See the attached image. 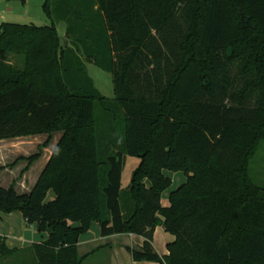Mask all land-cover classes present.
Instances as JSON below:
<instances>
[{"label":"trees","instance_id":"obj_1","mask_svg":"<svg viewBox=\"0 0 264 264\" xmlns=\"http://www.w3.org/2000/svg\"><path fill=\"white\" fill-rule=\"evenodd\" d=\"M44 10L67 24L69 46L55 25L0 26V54L23 62L0 60V141L48 135L17 160L31 166L62 133L29 194L0 186V212L48 235L34 264H83L93 223L102 238H144L128 249L135 262L264 264V188L249 172L264 140V0H46ZM87 63L113 75L114 100ZM127 157L140 164L124 191ZM167 171L187 181L163 207ZM158 227L176 239L168 256L153 246ZM16 254L0 236V258Z\"/></svg>","mask_w":264,"mask_h":264},{"label":"crops","instance_id":"obj_2","mask_svg":"<svg viewBox=\"0 0 264 264\" xmlns=\"http://www.w3.org/2000/svg\"><path fill=\"white\" fill-rule=\"evenodd\" d=\"M60 134L62 137V133ZM38 136H47V140L49 138L48 135ZM38 136L0 141V169H2L0 170V186L9 188L15 185L16 191L21 195L29 194L33 190L60 140L54 143L51 142L43 150L42 157L31 166H29L28 162L24 161L17 163V160L22 157L30 158L36 155L39 147L45 142L38 145V151L35 154L30 150L29 154L20 153L14 155L12 151L16 149L14 146L17 145V142L29 141L30 138ZM13 140H15L16 144L10 143ZM6 146L8 147L6 148ZM169 173L171 172L167 171L165 175L169 177ZM172 191L168 190L164 193L162 199L163 207L170 206L169 195ZM44 235L46 234H39L37 232L35 225L28 226L20 212L11 214L0 212V236L6 239V244L10 250L17 251L16 255L8 259L3 260L0 258V264H34L36 257L32 248L34 245L45 242L48 239ZM175 240V237L167 233L163 227H158L154 234L153 246L155 251L162 257L168 256V246L174 243ZM144 242V238L135 235H118L102 238L100 225L93 223L90 232L81 236L78 250L81 256L87 257L83 264H156L151 262H135L129 253L128 249H139L144 245Z\"/></svg>","mask_w":264,"mask_h":264},{"label":"rangeland","instance_id":"obj_3","mask_svg":"<svg viewBox=\"0 0 264 264\" xmlns=\"http://www.w3.org/2000/svg\"><path fill=\"white\" fill-rule=\"evenodd\" d=\"M46 0H0V26L3 23H12L19 25H36V26H52L55 25L62 46H69V40L66 36L67 24L59 21H52L47 16L44 10ZM3 18V19H2ZM0 60L11 64L17 68L22 67L23 62L21 57L9 54L1 53ZM86 71L89 77L94 81L96 88L99 92L108 100L115 99V85L113 75L100 69L94 64L87 63ZM61 134L56 133L52 137V142L60 140ZM14 141V142H13ZM10 143H15L13 140ZM47 136H38L36 138H30L29 141L17 142L16 148L13 154H29L30 150L33 154L38 151V145L46 142ZM35 145V146H33ZM33 146V147H32ZM8 146H6L7 148ZM11 152V151H10ZM39 152V151H38ZM140 160L134 157H127L125 170L123 173V190H128L133 173L138 168ZM249 172L252 180L258 186L264 188V140L260 143L256 150L253 159L249 166ZM169 177L172 179V186L170 191L178 189L183 183L187 181V178L183 173H169ZM55 195L50 192L47 198V202L54 200ZM45 238L48 235H44Z\"/></svg>","mask_w":264,"mask_h":264}]
</instances>
